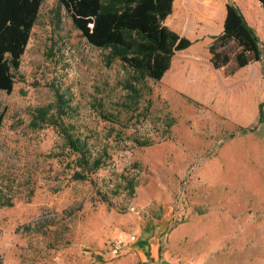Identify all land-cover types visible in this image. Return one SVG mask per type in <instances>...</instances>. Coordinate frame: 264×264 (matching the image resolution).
Wrapping results in <instances>:
<instances>
[{
	"label": "rangeland",
	"instance_id": "obj_1",
	"mask_svg": "<svg viewBox=\"0 0 264 264\" xmlns=\"http://www.w3.org/2000/svg\"><path fill=\"white\" fill-rule=\"evenodd\" d=\"M0 101V264H156L151 255L264 264L257 126L190 100L165 101L154 80L136 81L109 50L92 46L60 0L42 1L14 89ZM58 109L109 145L111 168L139 180L131 199L102 201L109 168L93 176L97 186L72 180V158L48 121Z\"/></svg>",
	"mask_w": 264,
	"mask_h": 264
},
{
	"label": "trees",
	"instance_id": "obj_2",
	"mask_svg": "<svg viewBox=\"0 0 264 264\" xmlns=\"http://www.w3.org/2000/svg\"><path fill=\"white\" fill-rule=\"evenodd\" d=\"M42 1L0 0V92L11 93L14 89L16 71L39 17ZM175 1L176 5L203 6L214 0H119L121 7H115L107 0H60L76 29L92 46L109 50L134 73L136 81L151 79L155 82L160 81L170 68L175 52L192 44L191 40L165 25ZM259 1L264 6V0ZM209 50L214 67L224 77L260 61L263 53L254 29L241 10L230 2L224 32L215 38ZM102 115L111 121L110 116ZM66 117L58 109V115L52 114L48 121L63 138L69 152L67 157L72 158L66 165L72 171V180L91 181L97 186L93 176L109 168L110 176L103 179L104 190H98L102 201L112 205V198L123 194L131 199L139 187V180L128 173L118 172L116 165L111 168L109 162L113 155L109 145L98 144L97 134L95 138L92 131L77 129L74 124L66 122ZM167 118V127L171 129L175 119ZM3 120L4 116L0 114V131ZM259 123L264 124V103L260 107ZM142 144L147 145V142ZM52 225V222L48 223L49 227ZM35 229L45 234L40 225Z\"/></svg>",
	"mask_w": 264,
	"mask_h": 264
},
{
	"label": "crops",
	"instance_id": "obj_3",
	"mask_svg": "<svg viewBox=\"0 0 264 264\" xmlns=\"http://www.w3.org/2000/svg\"><path fill=\"white\" fill-rule=\"evenodd\" d=\"M233 2L243 12L248 24L259 36L262 59L224 77L212 63L210 45L224 32L227 4ZM173 5L165 25L192 41L190 47L176 51L170 68L156 92L171 104L190 100L212 109L235 125H256L254 135L264 141V124L259 123L264 103V6L259 0L249 5L235 0H214L206 5ZM156 264H174L170 260L150 256Z\"/></svg>",
	"mask_w": 264,
	"mask_h": 264
},
{
	"label": "built area",
	"instance_id": "obj_4",
	"mask_svg": "<svg viewBox=\"0 0 264 264\" xmlns=\"http://www.w3.org/2000/svg\"><path fill=\"white\" fill-rule=\"evenodd\" d=\"M133 240H136V237L135 236H133V238H132Z\"/></svg>",
	"mask_w": 264,
	"mask_h": 264
}]
</instances>
